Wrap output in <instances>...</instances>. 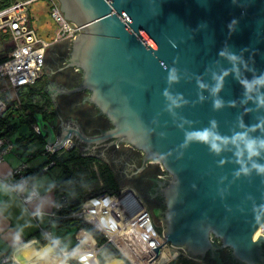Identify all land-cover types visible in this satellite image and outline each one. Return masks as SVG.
Listing matches in <instances>:
<instances>
[{
	"label": "water",
	"instance_id": "water-1",
	"mask_svg": "<svg viewBox=\"0 0 264 264\" xmlns=\"http://www.w3.org/2000/svg\"><path fill=\"white\" fill-rule=\"evenodd\" d=\"M57 1L80 29L60 41L70 42L65 66L78 78L70 87L47 79L43 90L56 115L61 94L84 92L80 102L111 126L90 137L76 117L54 126L36 113L45 144L56 152L73 141L83 156H93L91 143L138 150L134 168L124 149L95 157L119 171L121 186L156 173L158 204H146L165 243L210 264H225L223 249L235 264H264V0ZM57 46L45 48L44 69Z\"/></svg>",
	"mask_w": 264,
	"mask_h": 264
},
{
	"label": "built area",
	"instance_id": "built-area-1",
	"mask_svg": "<svg viewBox=\"0 0 264 264\" xmlns=\"http://www.w3.org/2000/svg\"><path fill=\"white\" fill-rule=\"evenodd\" d=\"M36 1L14 0L0 7V162L15 149V143L5 132L9 123L7 118L10 113L25 104V89L33 87L45 72L42 65L45 48L70 37L74 39L80 31L77 25L63 18L57 0H45L49 17L54 24V31L50 40L40 36L30 20V7ZM33 131L37 135L40 134L36 124L33 125ZM72 144V141H68L56 152L45 144L44 151L48 156H54L70 150ZM50 165H53V160L45 165L43 170H48ZM25 167V164L20 165L12 172L13 177H8L5 182L23 202H28L37 198L38 193L24 175ZM66 206L67 199L64 196L58 197L52 216L63 217L61 212ZM100 215L106 217L115 231L130 226L132 232L129 238L118 233L117 238L115 232L109 234L108 228L99 218ZM70 216L91 224L105 237V241L99 244L92 233L84 228H77L74 233V245L61 252L63 262L94 264L95 257H98L109 243L130 264L137 263L135 258L131 259L123 252L122 244L137 253L140 251L145 261L155 264L160 255H156L153 248L161 246V252L163 245L169 246L154 226L150 211L138 202L137 196L130 190L88 197L77 211L70 213ZM257 233L264 236V223ZM45 236L48 237L49 232H46ZM136 242L140 244L137 245ZM9 260L8 256L2 258L3 263Z\"/></svg>",
	"mask_w": 264,
	"mask_h": 264
},
{
	"label": "crops",
	"instance_id": "crops-1",
	"mask_svg": "<svg viewBox=\"0 0 264 264\" xmlns=\"http://www.w3.org/2000/svg\"><path fill=\"white\" fill-rule=\"evenodd\" d=\"M40 83L42 85V82ZM37 85L38 84H35L30 88V92L32 93L31 97L34 100H30L29 98V101L42 104L43 100L39 97V93L36 91V89L40 88L37 87ZM34 92L35 95H33ZM26 102L27 100H25V103ZM11 115L15 116L16 111H14ZM32 124L37 125L36 122ZM18 137L16 138V141L18 140ZM13 142L15 143V141ZM18 142L19 141L16 143ZM15 150L16 149L10 152V154L15 152ZM19 155V158L8 155L0 162V262L3 263V256H8L10 259L9 261H11L10 264H16L17 262L14 260L15 254L25 245L49 244L53 248L55 256L57 257L58 255L61 257L62 251L68 250L74 245V233L77 228L74 225L69 224L59 225V223H57V218L52 216V213L55 210V204L58 197L64 196L68 200H70V197H67L63 187L58 188L56 186L59 181L58 179L51 180L46 178V180H41L40 177H43L42 175L36 177L32 182L33 187L38 193V197L28 202H23L13 191L10 190L5 182V178L10 176L13 170L22 164H25L27 168H34L38 164H31L30 162L27 163L32 156L25 155V157H21V153ZM49 171L50 170L47 172ZM54 223L56 225V229L74 227L75 230L72 237L65 240V238L62 239L60 236L55 235L56 233H54L53 229ZM46 232H49L48 237L45 236ZM109 251L107 248L104 249V252L106 253H110ZM112 254L108 258L106 257L107 259L105 258L104 262L101 264H124L122 259L115 258L113 256L114 254ZM58 259L62 261V264L64 263L62 258ZM98 262L100 263L99 255ZM72 264L78 263L72 262Z\"/></svg>",
	"mask_w": 264,
	"mask_h": 264
},
{
	"label": "trees",
	"instance_id": "trees-1",
	"mask_svg": "<svg viewBox=\"0 0 264 264\" xmlns=\"http://www.w3.org/2000/svg\"><path fill=\"white\" fill-rule=\"evenodd\" d=\"M0 3V7H2L9 4L10 0H1ZM36 5L37 4L34 2L30 7V20H32L31 14L33 12L34 6ZM43 7L47 6L45 4H42L38 8L42 9ZM37 32L40 36L48 39L46 37L47 35L39 31ZM52 36L53 32L50 39L52 38ZM39 89L40 93L44 95L43 91H41L42 88ZM44 97L46 101H42V104L36 102L33 103L32 101H29L26 98L27 102L23 104L20 109H16L15 116H17V120L21 123L31 125L35 122L34 115L36 113H41L43 121H49V118L53 116L54 111H46L47 104L51 106L52 103L45 95ZM15 126H17V122L13 124L8 123L5 132L8 134L9 131H12V129L15 128ZM32 136L38 137L45 145L44 136H42V134L37 135L34 131H32L29 136H20L17 141L20 142V145L23 146V148H26L27 146L24 143H28L31 140ZM75 151V149H71L65 151L60 155H54L52 156V159H48L47 162L40 164L34 168L25 167L23 173L26 176L27 180L32 183L36 177L50 170L49 168L57 166L61 173V179L57 182L56 186L58 188L65 187L67 189L72 190L74 193V197L71 198L69 202H67L66 208L61 212L63 217L57 218V223H59V225L69 224L74 225L76 228H84L90 233H92L93 236L96 238L97 242L101 244L105 241V237L100 232H98L91 224L84 220L70 216V213L77 211L81 203L88 197L100 195L103 193L117 194L119 192L118 180L116 179L113 170H111L107 163L102 161L100 158L93 156H83ZM42 152L46 154L44 150ZM51 160L55 161L54 164L51 165L48 170H43V167L47 165ZM8 177H13V175H10ZM8 177H6L5 179H7ZM86 189H90V191H86ZM114 257L122 259L124 261V264H130L118 251L114 253ZM10 263L11 261L5 264ZM171 264L197 263L187 258L184 254H180L171 261Z\"/></svg>",
	"mask_w": 264,
	"mask_h": 264
},
{
	"label": "flooded vegetation",
	"instance_id": "flooded-vegetation-1",
	"mask_svg": "<svg viewBox=\"0 0 264 264\" xmlns=\"http://www.w3.org/2000/svg\"><path fill=\"white\" fill-rule=\"evenodd\" d=\"M60 45L57 47H54L51 52V56L49 57V48L47 51V58L45 61V72L40 77V79L37 81L36 84L40 82H45L47 79H53V77L56 79V81L61 82L64 86L70 87L72 86L78 78V71L72 67H66V60L69 57L68 53L70 51V42H60L55 43L53 45ZM51 66H50V65ZM85 96L84 92H75L70 95H63L58 98L59 102V108H58V114L56 115L55 112L51 118H49V123L55 125H58L60 122V119H65L66 114L76 117L77 122L80 124L83 132L90 137H95L101 134L103 130H107L110 128V123L106 118L98 117L95 115V108L88 104V103H81L80 101ZM39 97L43 100H45L44 95L39 92ZM54 111V109H53ZM64 128L67 127L66 124H63ZM65 132L64 129H62V134ZM78 140V139H77ZM81 146H85L87 142H80L78 141ZM72 145L70 146L71 149H76L79 151L78 146L74 144L72 141ZM123 148H117L119 147L118 144L116 145H107L106 142H102L98 145H95L94 143H91L87 149L84 151H90L88 154H93V156L97 155L96 153L102 154L100 156L106 157H113L116 155V153H120L121 149L123 150L124 160H126V163L124 165L128 168H134L133 165H129L128 162H132L135 164H138L139 166L142 165V153L138 150L131 148L129 146H124ZM96 146V147H94ZM65 152V151H64ZM96 152V153H95ZM63 153V152H62ZM105 153V154H103ZM102 158V157H101ZM48 159H52V156H49ZM103 160V159H102ZM53 160V164H54ZM122 165V166H124ZM147 164L143 166L145 168ZM150 168H153L155 170L156 165L150 164ZM115 169V176L116 179H118L119 171ZM132 173V172H131ZM126 171L120 172V176L126 177ZM156 173L152 172L151 170H147L142 176H129V178H133V185L136 187L138 192L140 193V196L142 195L143 199L146 201L147 204H149V207L152 208L158 204V201L154 198H151L150 193L152 192V186L154 185L153 179H149L150 177H154ZM118 175V176H117ZM159 174H157L158 176ZM159 177V176H158ZM120 178V177H119ZM221 257L225 260V264H235L230 261L228 257V251L226 249H223L221 251Z\"/></svg>",
	"mask_w": 264,
	"mask_h": 264
},
{
	"label": "rangeland",
	"instance_id": "rangeland-1",
	"mask_svg": "<svg viewBox=\"0 0 264 264\" xmlns=\"http://www.w3.org/2000/svg\"><path fill=\"white\" fill-rule=\"evenodd\" d=\"M11 1H13V0H10V2ZM0 2H1V0H0ZM35 3L37 5L34 6L33 12L31 14V17H32L31 22L33 24L32 26L37 31H39V32L47 35L46 36L48 38L47 40H49L50 37H51V35H52V32L54 31V24L51 21V19L49 17V14H48V5H47V3H46L45 0H37ZM42 4H45L47 7H43L42 9H39L38 7L41 6ZM46 81L43 82L42 85H41V83H38L37 87L42 88L41 91H43L44 95L51 101L49 95L43 90V87L45 86ZM25 91H26V95H27L26 98H28V100H29V98H30V100H34L31 97L32 93L30 92L29 87L27 89H25ZM36 91L39 93L40 92V89H36ZM33 95H35V92L33 93ZM43 102H45V101H43ZM53 109H54L53 108V105L49 106L47 104V107H46V111L47 112H49L51 110L53 111ZM12 113H14V112H12ZM12 113H10V115L7 118V120L9 122V124L10 123L13 124V123H16L17 122V126H15V128L12 129V131H9V137H10L11 140L15 141V143H16L17 142L16 141V138L18 136H22V135L29 136V134L33 131V125L34 124L28 125L26 123L19 122L17 120V116H12L11 115ZM24 144L27 146V148H23V146L20 145V142L16 143V147H15L16 150H15V152H13L11 154L10 153L7 154L6 157L8 155H12V156H14L16 158H19L20 157L19 154L21 153V157H25V155L26 156H32L27 161V163L30 162L31 164L32 163H36V164L40 165V164H43V163H45V162L48 161L49 156L47 154H45V153L42 152L44 150L45 145H43V142L38 137L32 136L31 137V140L28 143H24ZM75 152L80 153L81 151L76 150ZM58 155H60V154H58ZM93 157H95V156H93ZM97 158H100V157H97ZM100 159L102 160V158H100ZM102 161H104L105 163H107L105 160H102ZM107 165L109 166L108 163H107ZM16 169H17V167L14 170H16ZM49 169H50L49 172H46V173L42 174L43 177H40L41 180H46V178H49L51 180H53V179L60 180L61 179V173H60L59 168L57 166H53V167H51ZM42 175H40V176H42ZM100 184H101V182H100ZM118 186H119V191L120 190H126V191L130 190L131 192H133L137 196L138 202H140L141 205H144L148 209L145 200L142 198V196H140V194L137 192V190L131 184H124L122 186L118 184ZM63 190H65L64 192H66L68 198L70 197V199H71V198L74 197V193H73L72 190L67 189L65 187H63ZM86 191H90V189H86ZM67 202H69L68 199H67ZM151 217H152V215H151ZM152 222H153V217H152ZM155 227L157 229H159L157 226H155ZM53 229H54V233H56L55 235L60 236L62 239L65 238V240L70 239L72 237V235H73L74 230H75L74 227L56 229L55 223L53 224ZM158 231L161 233L160 230H158ZM27 246L28 245H25L23 248H27ZM101 252L102 253L99 254L100 264L104 262V260H105L106 257L108 258L112 254L111 251H109L110 253H106V252H104V250H102ZM180 254H184L187 257V255L185 254V252L183 250L169 245L167 247V249L162 250L161 255H160V258L157 260V262H158V264L159 263L162 264V263L167 262L168 260H170L167 264H171V261L175 257H177L178 255H180ZM172 256H173V258H172ZM57 257L58 258H61L58 255H57ZM14 258H15L14 260L18 263L19 260L17 259V257L15 256ZM189 259H191L192 261H194L197 264H210L208 262L198 261V260H194L192 258H189ZM0 261H1V258H0ZM19 263H21V262H19ZM3 264H5V263H3Z\"/></svg>",
	"mask_w": 264,
	"mask_h": 264
},
{
	"label": "bare ground",
	"instance_id": "bare-ground-1",
	"mask_svg": "<svg viewBox=\"0 0 264 264\" xmlns=\"http://www.w3.org/2000/svg\"><path fill=\"white\" fill-rule=\"evenodd\" d=\"M99 218L102 220V223L108 228L107 232L109 234L112 235L115 232L117 238H118L117 233L119 235H126V237H128V238H129V235H131L132 229L130 226H128L126 228L121 227V229L115 231V229L107 221L106 217H104L103 215H100ZM115 224H117V223H115ZM256 234H257V232H256ZM136 244L138 245V244H140V242L139 243L136 242ZM121 249L131 259L135 258L137 264H150L143 259V255L140 253V251L138 253L135 252L134 250L132 251V250L128 249L124 244H122ZM164 249H167V246L163 245L162 250H164ZM161 252H159V255H161ZM21 254L23 256V259L17 258L19 260V262H21V263L18 262V264H62L61 263L62 261L55 256V252L49 244L28 245L27 248L22 249ZM159 258H160V256H159ZM164 263H166V262H164ZM94 264H100L98 262V257H95ZM155 264H158V262L156 261Z\"/></svg>",
	"mask_w": 264,
	"mask_h": 264
},
{
	"label": "clouds",
	"instance_id": "clouds-1",
	"mask_svg": "<svg viewBox=\"0 0 264 264\" xmlns=\"http://www.w3.org/2000/svg\"><path fill=\"white\" fill-rule=\"evenodd\" d=\"M213 147H215V145H213Z\"/></svg>",
	"mask_w": 264,
	"mask_h": 264
}]
</instances>
